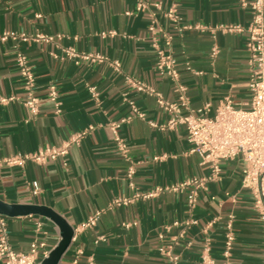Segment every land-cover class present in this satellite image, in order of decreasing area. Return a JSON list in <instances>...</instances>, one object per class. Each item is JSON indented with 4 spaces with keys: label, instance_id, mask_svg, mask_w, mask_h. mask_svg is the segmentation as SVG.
Returning <instances> with one entry per match:
<instances>
[{
    "label": "crops",
    "instance_id": "obj_1",
    "mask_svg": "<svg viewBox=\"0 0 264 264\" xmlns=\"http://www.w3.org/2000/svg\"><path fill=\"white\" fill-rule=\"evenodd\" d=\"M144 1L146 9L138 11L135 0H0V36L8 34L0 39V96L14 97L0 104V201L47 207L73 228L58 264H167L157 250L159 234L164 244L174 245L177 264H200L206 238L217 264H264L262 226L250 192L241 187L243 162L239 157L221 161L219 177L205 182L192 206L186 190H162L143 197L155 187L193 176L207 178L210 169L197 154L188 152L185 126L168 127L173 113L127 81L140 80L167 101H175L169 80L156 69L149 31L153 23L157 42L176 59L191 108L208 102L212 114L225 95L237 106H247L249 69L244 41L250 6L238 0H177L179 25L238 24L243 28L239 32L180 33L176 23L165 16L167 0ZM36 33L60 37L36 41L32 39ZM166 35L171 36L168 46ZM213 44L219 47L215 57L210 55ZM67 48L101 54L108 60L69 58ZM19 52L33 71L35 95L44 98L48 84L56 85L58 110L44 101L32 117L23 106L26 93L16 64ZM115 59L121 72L109 64ZM187 64L192 70L186 69ZM132 105L144 118L135 117L118 130L134 164L128 178V161L116 148L108 123L130 114ZM83 130L86 135L58 160L45 164L26 160L18 165L3 161L59 145ZM154 156L162 158L154 160ZM116 198L131 200L116 204ZM22 208L14 209L13 215L1 214L12 248L27 251L36 239L44 241L50 251L60 239L58 226L45 215L24 214ZM96 211L100 215L94 226L74 231ZM188 216L198 223L179 235L181 226H172V222ZM230 217L234 240L225 259L224 233ZM130 222L135 224L124 226Z\"/></svg>",
    "mask_w": 264,
    "mask_h": 264
},
{
    "label": "built area",
    "instance_id": "obj_2",
    "mask_svg": "<svg viewBox=\"0 0 264 264\" xmlns=\"http://www.w3.org/2000/svg\"><path fill=\"white\" fill-rule=\"evenodd\" d=\"M169 6L165 11V16L176 23L175 28L178 32L185 30L210 31L214 33L217 30L222 32H239L243 28L238 24H221L216 26H204L200 24H181L178 23L177 0H167ZM242 6H250V21L246 27V37L244 41L245 50L247 52V66L249 69L248 88L250 91V99L247 106H237L229 95H225L220 103L215 107L214 112L209 114L210 105L205 102L198 108L189 106V98L187 95V87L181 80L180 71L176 66L175 57L165 51L157 42L155 33L156 28L153 23L149 25V31L152 39V47L156 53V69L158 74L167 78L171 84L175 94V101H167L163 95L152 86L132 78H127L128 83L137 91L147 96L153 97L157 105L173 113L168 120V127L175 124H183L186 130V140L188 142V152L197 154L202 164L208 165L210 176L189 177L176 183L169 184L164 187H155L150 192L143 195L149 197L156 195L162 190L182 192L187 191V201L190 206L194 205L199 190L205 187V182L209 179H217L219 177L223 160H232L239 157L243 162L241 171L240 184L241 187L248 190L252 196L253 208L256 211L261 222L262 232L264 236V0H238ZM136 10L143 11L147 7L144 0H135ZM39 16V14L37 15ZM8 34H3L0 39L5 38ZM54 37L59 38L60 35L52 36L42 33H36L32 36L33 40L51 42ZM22 40H27L26 36H21ZM171 36L166 35L164 38L165 45H169ZM219 51V47L213 44L210 55L215 57ZM66 57L74 59H90L97 61L108 60L101 54L79 53L73 48L65 50ZM16 64L22 77L23 87L25 90V98L22 101L30 116L35 117L44 101L51 102L58 110V91L54 83L47 86L46 95L41 98L34 94V74L27 62L24 54L16 55ZM109 64L116 72H121V64L119 60H109ZM186 69L192 70L187 64ZM93 95H96L94 88H90ZM14 100L13 96H0V104H6ZM143 119L144 114L132 105V112L119 120L110 121L109 128L114 134V143L118 151L128 161L127 177L131 178L134 173V164L129 157V147L127 142L120 136L118 130L122 124L129 123L133 118ZM156 126L154 123H150ZM87 130H83L70 135L59 145H47L35 152L15 154L4 158L7 165L22 164L26 160L45 164L47 161L58 160L63 158L69 151V148L79 143L81 138L85 136ZM162 156H154V160H158ZM139 195L136 194L135 197ZM131 199L116 198L114 203H128ZM100 212L96 211L92 216L81 222L74 231L92 227L96 224ZM197 220L191 216L183 220H174L172 226H181V235L184 230L193 225H197ZM135 222L125 223L128 227ZM212 224V220L205 225L206 230ZM223 256L228 258L234 234L232 231L231 217L225 225ZM99 236L98 239H103ZM161 244L158 246V252L166 260L167 264H177L178 255L173 252L174 245L172 243H163V234L158 235ZM190 243L188 242L187 245ZM44 241L33 240L29 244L27 251H16L12 248L6 229V220L0 214V259L4 260V264H40L39 258L48 255ZM200 264H217L210 254V246L208 238L205 239L200 252ZM222 264H230L228 261Z\"/></svg>",
    "mask_w": 264,
    "mask_h": 264
},
{
    "label": "water",
    "instance_id": "obj_3",
    "mask_svg": "<svg viewBox=\"0 0 264 264\" xmlns=\"http://www.w3.org/2000/svg\"><path fill=\"white\" fill-rule=\"evenodd\" d=\"M23 206L8 205L0 201V214L13 215L14 209L22 208ZM24 214L38 213L49 217L59 228L60 239L57 244L48 252V255L41 260L40 264H58L62 254L69 246L72 235L73 228L66 223V221L44 206H24Z\"/></svg>",
    "mask_w": 264,
    "mask_h": 264
}]
</instances>
